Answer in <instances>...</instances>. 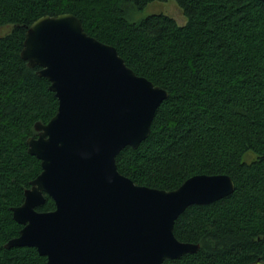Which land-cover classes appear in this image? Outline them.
<instances>
[{
  "label": "trees",
  "instance_id": "1",
  "mask_svg": "<svg viewBox=\"0 0 264 264\" xmlns=\"http://www.w3.org/2000/svg\"><path fill=\"white\" fill-rule=\"evenodd\" d=\"M154 1L0 0V24L15 25L0 37V264H47L35 247L5 243L22 228L11 207L42 169L27 139L58 108L49 79L21 57L25 32L38 17L64 12L169 91L149 136L117 155L120 172L167 190L199 173L235 181L230 195L190 205L176 219L178 239L201 247L162 264H264V2L176 0L185 24L166 13L134 18ZM54 208L47 194L37 207Z\"/></svg>",
  "mask_w": 264,
  "mask_h": 264
},
{
  "label": "water",
  "instance_id": "2",
  "mask_svg": "<svg viewBox=\"0 0 264 264\" xmlns=\"http://www.w3.org/2000/svg\"><path fill=\"white\" fill-rule=\"evenodd\" d=\"M21 57L49 79L58 108L27 139L42 169L11 207L22 228L5 247H35L47 264H162L198 251L200 243L175 235L176 219L233 193V177L199 173L167 190L135 183L116 162L149 136L169 91L138 75L71 12L35 19ZM46 194L55 208L40 211Z\"/></svg>",
  "mask_w": 264,
  "mask_h": 264
},
{
  "label": "rangeland",
  "instance_id": "3",
  "mask_svg": "<svg viewBox=\"0 0 264 264\" xmlns=\"http://www.w3.org/2000/svg\"><path fill=\"white\" fill-rule=\"evenodd\" d=\"M152 13H166L173 16L178 23L185 24L187 17L176 0H157L149 3L143 10L133 14L135 19H141ZM15 25L13 23L0 24V37L12 32ZM37 132V131H36Z\"/></svg>",
  "mask_w": 264,
  "mask_h": 264
}]
</instances>
